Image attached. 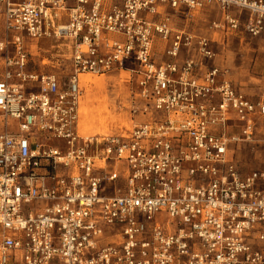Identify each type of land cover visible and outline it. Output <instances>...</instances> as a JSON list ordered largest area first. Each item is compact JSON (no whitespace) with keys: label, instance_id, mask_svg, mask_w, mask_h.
Returning <instances> with one entry per match:
<instances>
[{"label":"built area","instance_id":"1","mask_svg":"<svg viewBox=\"0 0 264 264\" xmlns=\"http://www.w3.org/2000/svg\"><path fill=\"white\" fill-rule=\"evenodd\" d=\"M212 3L209 29L264 33V0H0V264H264V168L231 154L260 141L264 91L173 20ZM29 40L65 47V79L29 69ZM114 70L136 77L130 114L146 118L81 133L79 75Z\"/></svg>","mask_w":264,"mask_h":264},{"label":"rangeland","instance_id":"2","mask_svg":"<svg viewBox=\"0 0 264 264\" xmlns=\"http://www.w3.org/2000/svg\"><path fill=\"white\" fill-rule=\"evenodd\" d=\"M208 8L211 16H213L209 20H218L220 17L219 5L212 3ZM209 30L225 34L220 30ZM57 44L49 40L27 41L26 50L29 53V69L34 72L56 73L65 79L71 72V59L65 47L61 45L56 47ZM235 52L232 56L227 57L228 63L231 61L232 68L240 70L243 67L242 63L246 62V57ZM248 71L255 82L258 81V77L264 76V73L262 75L260 71L254 70L251 65ZM91 76L99 78L101 82L98 85L90 84L88 87L80 82L82 93L79 101L78 127L81 133L88 135L119 133L129 130L133 123L146 118L142 115L134 117L130 114V107L135 99L133 95L136 90V77L132 73L124 70H114L103 76ZM262 79L259 80L262 81ZM250 89L253 88L250 87ZM256 137L260 141L255 144L240 142L232 145L231 154L239 169L243 172L264 168V119L257 122ZM117 184L119 187L122 186L121 182ZM111 234L112 232L109 230L105 233V235Z\"/></svg>","mask_w":264,"mask_h":264},{"label":"crops","instance_id":"3","mask_svg":"<svg viewBox=\"0 0 264 264\" xmlns=\"http://www.w3.org/2000/svg\"><path fill=\"white\" fill-rule=\"evenodd\" d=\"M159 10L168 13L173 12L171 9L163 5L159 7ZM182 16V11L173 15L174 25L177 28H184L195 35L205 36L212 42L213 47L217 52V56L212 62H210L209 65L227 67L229 69V79L236 86L251 96L258 95L264 91V76L258 77L259 79L263 78L262 81L257 78L258 81H260V83H258V81L255 82L248 71L251 65L254 70L256 69V71H260L262 75L264 73V33L257 37H250L241 31L231 33L228 32L224 35L223 33L210 31L208 28L210 22L209 19H212L213 16H211L208 6L195 12V15L191 18H185ZM166 46L167 43L162 42L159 39L156 40L154 46L155 61L168 60V58L164 55V49ZM234 52L245 55L246 57V62L244 61L242 63L243 67L240 70H234L232 65H230L231 61L228 63L227 57L232 56ZM190 56H193L196 59L200 58L196 52L189 51L187 48L182 47L178 56V61L180 62ZM250 87L253 89H250Z\"/></svg>","mask_w":264,"mask_h":264},{"label":"bare ground","instance_id":"4","mask_svg":"<svg viewBox=\"0 0 264 264\" xmlns=\"http://www.w3.org/2000/svg\"><path fill=\"white\" fill-rule=\"evenodd\" d=\"M79 79H80V81H81V83L82 84H84L85 86H90V84H97L98 85V83L99 82H101L100 81V79L98 78H96V77H93V76H89V75H87V74H80L79 75ZM102 119V118H101ZM128 120V119H127ZM109 121V120H108ZM107 123V122H106ZM102 126V125H101ZM106 126V125H105ZM99 129V128H98Z\"/></svg>","mask_w":264,"mask_h":264}]
</instances>
